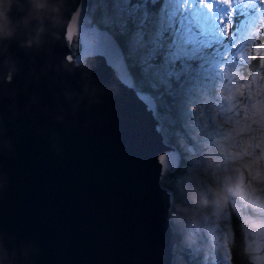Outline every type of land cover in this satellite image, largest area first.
Returning a JSON list of instances; mask_svg holds the SVG:
<instances>
[{
  "label": "water",
  "instance_id": "obj_1",
  "mask_svg": "<svg viewBox=\"0 0 264 264\" xmlns=\"http://www.w3.org/2000/svg\"><path fill=\"white\" fill-rule=\"evenodd\" d=\"M98 28L86 0H0V264H174L180 153Z\"/></svg>",
  "mask_w": 264,
  "mask_h": 264
},
{
  "label": "rangeland",
  "instance_id": "obj_2",
  "mask_svg": "<svg viewBox=\"0 0 264 264\" xmlns=\"http://www.w3.org/2000/svg\"><path fill=\"white\" fill-rule=\"evenodd\" d=\"M167 1L157 13L133 7L166 30L173 13L192 9L188 0ZM92 3L101 7L104 26L127 7L116 0ZM255 7L259 11L251 12L235 42L228 38L221 48L199 50L194 82L175 101L179 127L166 121L186 161L184 175L168 177L173 170L159 182L170 194L168 221L180 239L174 235V264H229L230 205L243 221L250 262L264 264V4ZM256 58L257 67L249 73ZM233 115L238 118L230 122ZM235 200L243 207L234 206Z\"/></svg>",
  "mask_w": 264,
  "mask_h": 264
},
{
  "label": "snow or ice",
  "instance_id": "obj_3",
  "mask_svg": "<svg viewBox=\"0 0 264 264\" xmlns=\"http://www.w3.org/2000/svg\"><path fill=\"white\" fill-rule=\"evenodd\" d=\"M116 3L127 7L98 28L92 39L102 55L123 64L137 99L145 104L162 132V122L174 126L176 98L194 82L199 50L221 48L228 38L235 42L251 12L259 11L256 4H264V0H188L192 9L173 13L165 22L166 30L133 7L138 0ZM197 5L199 11L195 10Z\"/></svg>",
  "mask_w": 264,
  "mask_h": 264
},
{
  "label": "trees",
  "instance_id": "obj_4",
  "mask_svg": "<svg viewBox=\"0 0 264 264\" xmlns=\"http://www.w3.org/2000/svg\"><path fill=\"white\" fill-rule=\"evenodd\" d=\"M94 1L95 0H86L87 6H88V14L91 18V22L95 23L96 25H98L99 27L102 28V27H104V25L102 23V12L100 9L101 7H97V9L96 8L94 9L92 6V4H93L92 2H94ZM166 3H168L167 0H138L137 4L140 7H143L145 9V11H147L151 14L154 12L157 13L158 10L161 8V6L162 5L164 6ZM177 13L182 14L181 11L177 12ZM262 38H263V35H260L258 40L261 41ZM263 42H264V40H263ZM71 46H72L74 53H77L79 48H80L79 44L76 45L75 47L72 44H71ZM257 62H258V59L256 58L249 64L248 68L252 69L251 71H249V73H251L254 69H256ZM247 76H249V75H246L245 77H247ZM178 118H179V114H178L176 106H175V113H174L175 122L178 121ZM176 124H177L176 127H179L178 123H176ZM176 127L174 125L173 129H175ZM161 129L164 130V137L166 139V142L174 145L180 153V163L178 164V166L174 172L168 174V177L175 178V175L177 174V176L180 178V176L184 175L183 168H184V164H186V161L184 160V157L182 156V152H181L182 149L178 145L176 139L171 135V133L168 132V130L166 131V129H167V122L166 121L162 122ZM170 188L174 191V194L178 191L177 189L172 188L171 186H170ZM177 203H179V202H177ZM236 203H238L237 200H235V204H233V205L237 206V207H239V205H241V204L238 205ZM230 209H231V215H232L231 224H232L233 238L231 240V243H229V246H228V248H229V254H228L229 264H252L250 262L251 257L249 256V253L245 249L246 236L243 234V231H242V227L244 226L243 221L237 216L236 212L233 210L231 205H230ZM252 216L255 217L256 214L252 213ZM244 223H246L245 219H244ZM175 235L178 239L177 241L179 242L180 239H179V236L176 234V232H175Z\"/></svg>",
  "mask_w": 264,
  "mask_h": 264
},
{
  "label": "flooded vegetation",
  "instance_id": "obj_5",
  "mask_svg": "<svg viewBox=\"0 0 264 264\" xmlns=\"http://www.w3.org/2000/svg\"><path fill=\"white\" fill-rule=\"evenodd\" d=\"M236 118H238V116H237V115H233V116H231V117L228 118V119H230V122H231L232 120H234V119H236Z\"/></svg>",
  "mask_w": 264,
  "mask_h": 264
},
{
  "label": "bare ground",
  "instance_id": "obj_6",
  "mask_svg": "<svg viewBox=\"0 0 264 264\" xmlns=\"http://www.w3.org/2000/svg\"><path fill=\"white\" fill-rule=\"evenodd\" d=\"M165 141V140H164ZM194 148V147H193ZM258 149V148H257ZM170 222V221H169ZM171 224V223H170ZM175 235V234H174Z\"/></svg>",
  "mask_w": 264,
  "mask_h": 264
}]
</instances>
